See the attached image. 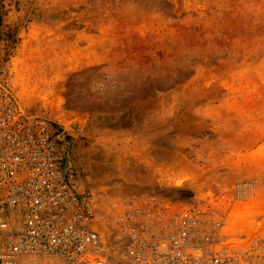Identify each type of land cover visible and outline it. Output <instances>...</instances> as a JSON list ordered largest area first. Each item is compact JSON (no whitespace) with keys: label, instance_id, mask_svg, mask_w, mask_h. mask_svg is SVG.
<instances>
[{"label":"rangeland","instance_id":"rangeland-1","mask_svg":"<svg viewBox=\"0 0 264 264\" xmlns=\"http://www.w3.org/2000/svg\"><path fill=\"white\" fill-rule=\"evenodd\" d=\"M0 80L52 123L78 194L264 176V0H1Z\"/></svg>","mask_w":264,"mask_h":264},{"label":"built area","instance_id":"built-area-1","mask_svg":"<svg viewBox=\"0 0 264 264\" xmlns=\"http://www.w3.org/2000/svg\"><path fill=\"white\" fill-rule=\"evenodd\" d=\"M63 159L52 123L0 80V264H264L262 174L209 181L188 201L104 202L73 189Z\"/></svg>","mask_w":264,"mask_h":264},{"label":"trees","instance_id":"trees-1","mask_svg":"<svg viewBox=\"0 0 264 264\" xmlns=\"http://www.w3.org/2000/svg\"><path fill=\"white\" fill-rule=\"evenodd\" d=\"M1 1V0H0Z\"/></svg>","mask_w":264,"mask_h":264}]
</instances>
